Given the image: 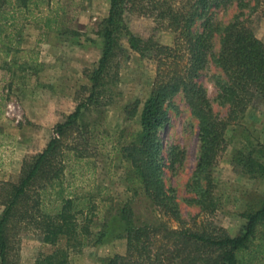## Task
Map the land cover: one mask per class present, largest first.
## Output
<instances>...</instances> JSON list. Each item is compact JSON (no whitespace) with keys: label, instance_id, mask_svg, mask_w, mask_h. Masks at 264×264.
Returning a JSON list of instances; mask_svg holds the SVG:
<instances>
[{"label":"rangeland","instance_id":"obj_1","mask_svg":"<svg viewBox=\"0 0 264 264\" xmlns=\"http://www.w3.org/2000/svg\"><path fill=\"white\" fill-rule=\"evenodd\" d=\"M58 10V29L44 31L38 24L27 23L13 31L10 51L0 42V189L18 181L24 162L33 160L56 135L55 125L65 120L75 106L90 92V74L97 67L103 50L100 23L107 16L110 0H54ZM252 0L242 8L236 1L211 8L209 15L216 30L211 35L210 49L204 68L196 81L203 87L213 113L224 118L227 106L217 100L215 81L224 79L212 56L220 47V29L233 19L243 21L264 43V16L251 10ZM201 22L195 30H201ZM128 30L143 39L153 36L162 45H172L175 33L155 27L151 18L130 16ZM20 25V23H19ZM0 38L7 31L0 27ZM19 40V41H18ZM118 53L117 80L108 85L111 100L102 112L93 109L82 116L90 126L85 135L88 157L75 161L72 154L66 162L64 181L75 194H92L96 203L90 227L91 236L84 245L66 249L69 264H104L108 257L126 252V220L121 208H130L133 225H160L162 231L175 230L172 218L153 212L143 196H132L126 189L128 167L119 159L113 146L128 142L138 129L143 102L149 96L155 77V62L146 52L138 53L122 43ZM5 61L8 63H5ZM108 80L109 77H106ZM138 100L137 113L126 119V105ZM168 122L159 131L162 148L163 179L173 197L184 225L199 229L213 223L230 236L239 234L246 216L259 208L264 198V98H256L225 131V149L208 173L195 175L198 162V121L191 114L181 92L170 101ZM66 143L75 135H67ZM76 142V141H75ZM79 143L82 141H78ZM208 176L210 197L217 204L213 213L197 203L196 188L203 189ZM199 185H195V180ZM3 207L0 205V214ZM165 241L164 234L155 246ZM9 254L10 264H35L38 258L64 247L65 239L55 246L45 244L35 232H22Z\"/></svg>","mask_w":264,"mask_h":264},{"label":"trees","instance_id":"obj_2","mask_svg":"<svg viewBox=\"0 0 264 264\" xmlns=\"http://www.w3.org/2000/svg\"><path fill=\"white\" fill-rule=\"evenodd\" d=\"M54 0H0V27L7 31L0 42L10 51L13 31L27 23L38 24L44 31L58 29V10ZM236 1L244 8L249 0H110L107 16L100 23L103 50L97 67L91 72L90 92L61 123L55 125L56 135L30 162H24L18 181L6 183L0 189V264H10L9 254L22 232H35L45 244L55 246L60 238L64 247L38 258L35 264H69L66 249L84 245L92 234L95 215L94 195L75 194L64 181L68 154L77 162L88 157L85 135L90 125L82 116L91 109L102 112L111 100L108 85L117 80L118 53L123 44L138 53H148L155 62V77L149 96L143 102L139 127L128 142L113 146L119 159L128 167L126 189L132 196H143L159 214L178 223L175 230L160 225H132L130 208H121L126 220V252L105 259L104 264H264V198L255 211L246 216L243 230L230 236L213 223L199 229L184 225L173 197L167 192L163 179V158L159 131L168 122L171 99L183 94L191 114L198 121L199 153L195 175L208 173L225 149V131L229 121L238 119L254 99L264 98V43L243 21L233 19L220 29V47L212 60L224 74L215 81L217 100L227 106L224 118L217 117L203 87L196 81L204 68L216 30L209 15L211 8ZM253 11L264 16V0H252ZM130 16L151 18L155 27L175 33L172 45H162L153 36L143 39L127 27ZM199 20L201 30H195ZM20 23V25H19ZM2 30L0 29V32ZM19 41V40H18ZM5 63H7L5 61ZM8 64V63H7ZM109 77L106 80V77ZM139 101L126 105V119H132ZM75 135L66 143L67 135ZM82 141V142H78ZM261 171L264 167L255 162ZM205 188H196L197 203L204 211L213 213L216 203L210 197L208 176ZM199 178L195 185H199ZM164 234L165 241L155 246Z\"/></svg>","mask_w":264,"mask_h":264}]
</instances>
